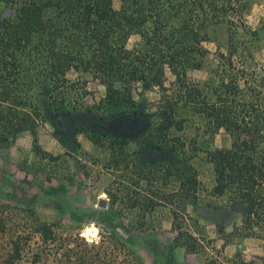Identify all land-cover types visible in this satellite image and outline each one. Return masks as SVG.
<instances>
[{
    "label": "trees",
    "instance_id": "obj_1",
    "mask_svg": "<svg viewBox=\"0 0 264 264\" xmlns=\"http://www.w3.org/2000/svg\"><path fill=\"white\" fill-rule=\"evenodd\" d=\"M0 3L7 6L0 11V141L24 130L33 131V118L41 111L46 115L44 108L52 114L71 111L63 89L69 69L90 73L104 83L103 101L110 112L138 105L135 88L157 87L161 93L155 111L158 123L153 127L157 134L148 135L147 140L162 139L161 132L180 122L187 104L199 103L200 89L189 86L187 70L203 65L202 42L208 39V27L230 20L229 14L237 13L239 3L240 10L246 5L241 0H120L118 8L113 0ZM132 33L139 34L140 41L129 47ZM168 71L176 83L170 91L165 83ZM239 87V81L223 79L210 100L208 94L203 95L200 107L213 127H222L231 137L229 145L206 151L214 174L211 190L217 195L228 194L230 209L215 206L217 215L201 209L216 222L223 245L236 237L264 240V104L259 98L253 99L246 87ZM176 146L171 148L173 160L179 159ZM186 170L182 185L194 197L195 173ZM235 217L239 221L227 230V223ZM5 228L0 217V231ZM116 230L124 229L119 226ZM34 231L41 241L30 256L24 257L29 237L18 235L9 241V248L0 250V264H95L101 248L106 252V264H140L132 257L122 260L119 250L125 248L124 243L114 233L106 235V244L102 238L75 251L73 259L70 252L64 254L68 257L64 261L58 248L70 243L58 242L46 222L37 224ZM179 233L186 234L188 250L198 249L193 233ZM97 244L99 250L94 249ZM227 260L228 264H264V245L262 253L246 257L237 249ZM165 264H174L172 255Z\"/></svg>",
    "mask_w": 264,
    "mask_h": 264
},
{
    "label": "rangeland",
    "instance_id": "obj_2",
    "mask_svg": "<svg viewBox=\"0 0 264 264\" xmlns=\"http://www.w3.org/2000/svg\"><path fill=\"white\" fill-rule=\"evenodd\" d=\"M241 1L246 5L240 10V2L237 13L229 14L230 20L208 27V39L202 42L203 65L187 70L189 86L200 89V104H187L180 122L161 132L164 137L160 140L171 148L177 145L185 170L195 173V196L183 188L185 170H178L174 163L165 160L137 164L135 145L111 144L106 136L94 134L83 125L68 139L58 133L51 119L53 114L44 108L46 115L41 111L33 118V131L24 130L0 141V217L6 225L0 231V250L9 248L11 239L23 235L29 237L24 256L27 258L41 241L34 227L46 222L58 242L63 240L70 243L66 247H73L71 251L58 248L64 261L68 258L64 254L70 252L73 259L75 251L89 247L88 240L104 238L106 244L109 233L124 243L125 248L119 250L122 260L132 257L140 264H165L170 255L174 264H228L227 258L237 249L246 257L263 252L264 240L257 237H236L223 245L216 222L201 211L206 204L230 209V196L211 190L214 174L206 151L229 145L231 137L201 114L203 95L208 94L210 100L223 79H234L239 81L240 89L246 87L253 99L259 98L264 104V0ZM119 5L120 0H113L115 8ZM6 9L0 3V11ZM139 41L140 35L132 33L127 45L132 47ZM66 75L63 89L67 91L69 113H110L103 101V82L90 73L71 69ZM173 79L168 71L165 83L171 87L169 91L175 88ZM240 89L236 91L242 92ZM133 92L139 102L135 107H142L155 126L160 90L135 88ZM100 198L104 199L103 205ZM239 219L229 220L226 229L230 230ZM119 226L122 232L116 230ZM180 231L197 237V250L186 248L188 238ZM98 246L94 249L99 250ZM100 254L94 263L106 264L102 248ZM51 257L54 259V253Z\"/></svg>",
    "mask_w": 264,
    "mask_h": 264
},
{
    "label": "flooded vegetation",
    "instance_id": "obj_3",
    "mask_svg": "<svg viewBox=\"0 0 264 264\" xmlns=\"http://www.w3.org/2000/svg\"><path fill=\"white\" fill-rule=\"evenodd\" d=\"M51 119L58 133L68 139L79 133V127L83 125L94 134L106 136L111 144L135 145L133 156L137 164L160 163L168 160L174 163L178 170H185V163L179 159L173 160L172 149L165 142L147 140L148 135L155 133L154 123L150 121L147 112L142 107L124 108L106 115L74 116L67 111H61L54 113ZM206 209L217 215L214 205L206 204L203 210Z\"/></svg>",
    "mask_w": 264,
    "mask_h": 264
},
{
    "label": "clouds",
    "instance_id": "obj_4",
    "mask_svg": "<svg viewBox=\"0 0 264 264\" xmlns=\"http://www.w3.org/2000/svg\"><path fill=\"white\" fill-rule=\"evenodd\" d=\"M81 235H82V237H84L85 239H87V237L85 236V233H84V232H82ZM93 235H98V232H93ZM87 242H88L89 244H92V243H99V240H98V239L95 240V241L88 240Z\"/></svg>",
    "mask_w": 264,
    "mask_h": 264
},
{
    "label": "water",
    "instance_id": "obj_5",
    "mask_svg": "<svg viewBox=\"0 0 264 264\" xmlns=\"http://www.w3.org/2000/svg\"><path fill=\"white\" fill-rule=\"evenodd\" d=\"M103 202H104V199H103V198H100V199H99V203H100L101 205H103Z\"/></svg>",
    "mask_w": 264,
    "mask_h": 264
}]
</instances>
